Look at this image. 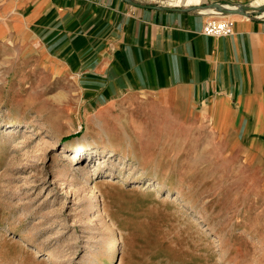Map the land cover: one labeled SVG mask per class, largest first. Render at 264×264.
<instances>
[{"label": "rangeland", "instance_id": "1", "mask_svg": "<svg viewBox=\"0 0 264 264\" xmlns=\"http://www.w3.org/2000/svg\"><path fill=\"white\" fill-rule=\"evenodd\" d=\"M36 44L0 23V264H264V165L139 113L107 135Z\"/></svg>", "mask_w": 264, "mask_h": 264}, {"label": "crops", "instance_id": "2", "mask_svg": "<svg viewBox=\"0 0 264 264\" xmlns=\"http://www.w3.org/2000/svg\"><path fill=\"white\" fill-rule=\"evenodd\" d=\"M133 1L0 0V23L38 43L23 52L38 66L85 85L107 135L119 114L139 113L137 127L168 119L196 136L227 134L262 168L264 0ZM214 3L249 16L221 14L232 35L205 36Z\"/></svg>", "mask_w": 264, "mask_h": 264}, {"label": "built area", "instance_id": "3", "mask_svg": "<svg viewBox=\"0 0 264 264\" xmlns=\"http://www.w3.org/2000/svg\"><path fill=\"white\" fill-rule=\"evenodd\" d=\"M213 16L205 23L202 33L209 37H229L232 35L234 21L221 16L219 13H212Z\"/></svg>", "mask_w": 264, "mask_h": 264}, {"label": "bare ground", "instance_id": "4", "mask_svg": "<svg viewBox=\"0 0 264 264\" xmlns=\"http://www.w3.org/2000/svg\"><path fill=\"white\" fill-rule=\"evenodd\" d=\"M3 39L5 37H2ZM12 42V41H11ZM10 42V43H11ZM56 71V70H53V72ZM54 73H58L57 71L54 72ZM15 132V131H14ZM13 132V133H14ZM54 133V132H53ZM212 138L214 139L213 141V145L215 146V148H223V146H226L228 145V141H229V138L228 136L227 137H223L221 134H217V135H212ZM223 145V146H222ZM246 147V146H245ZM260 147V146H259ZM243 149V148H242ZM86 151L87 149L83 148V149H80V150H76L77 153H79V155H83V154H86ZM110 151V155L113 156L116 154L117 151L115 150H109ZM84 157V155L82 156V158ZM241 157H243V160H242V164L244 165L245 164V167L246 169H250L252 168V163H251V154H243L241 155ZM101 163V161H100ZM99 163V164H100ZM250 167V168H249ZM245 169V170H246ZM151 184H148V186L146 187H149ZM145 187V188H146ZM119 247H120V241H117L114 245H113V248H112V251L115 252L117 250H119Z\"/></svg>", "mask_w": 264, "mask_h": 264}, {"label": "water", "instance_id": "5", "mask_svg": "<svg viewBox=\"0 0 264 264\" xmlns=\"http://www.w3.org/2000/svg\"><path fill=\"white\" fill-rule=\"evenodd\" d=\"M128 3H134L133 0H126ZM207 10L211 11L212 13H219L222 15H231V14H240L244 16H249V13H247V10L249 9L248 7H237V6H228L220 3H214L211 4L209 7L206 8ZM264 10V7L263 9Z\"/></svg>", "mask_w": 264, "mask_h": 264}]
</instances>
